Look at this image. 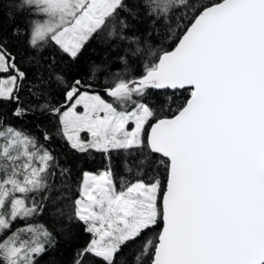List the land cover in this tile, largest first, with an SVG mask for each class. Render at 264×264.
<instances>
[{
	"label": "snow or ice",
	"instance_id": "snow-or-ice-1",
	"mask_svg": "<svg viewBox=\"0 0 264 264\" xmlns=\"http://www.w3.org/2000/svg\"><path fill=\"white\" fill-rule=\"evenodd\" d=\"M80 231L72 264H264V0H0V264Z\"/></svg>",
	"mask_w": 264,
	"mask_h": 264
},
{
	"label": "trees",
	"instance_id": "trees-1",
	"mask_svg": "<svg viewBox=\"0 0 264 264\" xmlns=\"http://www.w3.org/2000/svg\"><path fill=\"white\" fill-rule=\"evenodd\" d=\"M190 3H208L209 0H189ZM175 15H180V12L177 11L175 13ZM173 27L175 26V21H173ZM162 33H163V29H162ZM163 38V36L161 37ZM165 47H167V45H165ZM92 49H96L97 52L99 53H103L104 49L100 48L98 45L95 44V42H93V44L89 47L88 50L85 51L84 54V60H85V64L87 63V61H96V62H100V56L96 55ZM84 67V65H82V68ZM184 95L186 96L187 93H184ZM107 99V97H105ZM22 99L27 100V97L22 95ZM13 123L17 124L18 126H21L25 129H31L33 132H35V121L33 118L31 117H26L25 120L23 121H13ZM54 146L57 148L58 153L60 151L64 152V153H68V145L66 143H62L60 140H56L54 142ZM69 155H71V153H68ZM94 156H96V163L95 164H87L86 167L88 168V170L90 171H94L96 170V168H98L100 166L101 163V158L98 154L93 153ZM44 218L42 217L41 220H43ZM30 223L33 221H29ZM24 221L22 220H18L13 228H17V227H21L24 225ZM90 237L83 233L82 231H80L78 233V235L74 238L73 241L71 242H64L61 241L58 249L56 250L55 253H50V255H54L57 260L60 262V264H72V257H73V251L76 247L82 245L83 243H85ZM49 259V257H45V259L43 261H41V264H46L47 260Z\"/></svg>",
	"mask_w": 264,
	"mask_h": 264
},
{
	"label": "rangeland",
	"instance_id": "rangeland-1",
	"mask_svg": "<svg viewBox=\"0 0 264 264\" xmlns=\"http://www.w3.org/2000/svg\"><path fill=\"white\" fill-rule=\"evenodd\" d=\"M77 110H78V111H82V108H79V107H78ZM129 127H131V125H129ZM81 135H82L83 137H87L88 134H86V133H81Z\"/></svg>",
	"mask_w": 264,
	"mask_h": 264
}]
</instances>
